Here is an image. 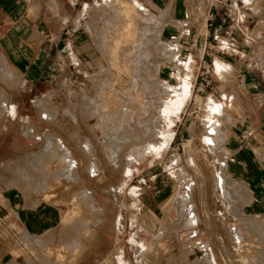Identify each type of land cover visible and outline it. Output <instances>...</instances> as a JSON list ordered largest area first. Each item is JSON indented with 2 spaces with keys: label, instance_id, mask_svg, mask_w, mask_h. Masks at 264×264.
Instances as JSON below:
<instances>
[{
  "label": "rangeland",
  "instance_id": "374dc122",
  "mask_svg": "<svg viewBox=\"0 0 264 264\" xmlns=\"http://www.w3.org/2000/svg\"><path fill=\"white\" fill-rule=\"evenodd\" d=\"M20 1L42 27L64 21V58L28 77L0 13V231L47 217L40 264H165L183 244L264 264V90L215 66L220 49L264 74V0ZM122 9L143 45L117 33Z\"/></svg>",
  "mask_w": 264,
  "mask_h": 264
},
{
  "label": "crops",
  "instance_id": "0c3cea01",
  "mask_svg": "<svg viewBox=\"0 0 264 264\" xmlns=\"http://www.w3.org/2000/svg\"><path fill=\"white\" fill-rule=\"evenodd\" d=\"M45 5L46 3H44L42 0H37V2H34V7L38 10H41V12ZM27 7L28 6L23 8V3H21L20 0H0V13L8 15V23L13 24L14 27L12 28V31L7 33L4 37L3 50L10 58L13 59L15 65H17V67L21 69L23 73H25L30 78H35L37 77L41 68L49 63L50 58L57 57H55V50L59 54L58 58H64V55H62L64 48L60 50V47L63 45L61 33L65 29V25L64 21H60L54 26L46 22L44 27H42V23L37 17L29 15L28 10L26 9ZM253 13L252 18H254L253 15L256 14V11ZM223 26H220L219 28L224 29ZM25 41H29L30 45L28 46L26 44L24 46L23 43ZM217 46L221 48L220 44ZM232 46L236 47L235 42L232 43ZM220 52H222V56H218L217 58L219 59L215 60V63L218 61L222 64H225L226 66L231 67L232 70L238 74V77L248 79L251 82L250 84L253 83V86L256 87L257 90H264V74L262 72L258 70L259 73H255L254 70L247 64V61L242 60L239 56H236V54H229L227 52L225 54L223 50H217V53ZM225 55H229L228 57H230V59H225ZM36 58H42L40 64L39 62L37 64ZM260 102V100L257 101V104ZM262 104L264 105V103ZM260 124H264V116H261ZM262 129L263 144L261 145L264 146V125H260V128H258L257 131L260 132ZM257 145H259V143ZM244 161L248 166L250 165L249 159L244 158ZM248 170L250 172L252 169L249 168ZM257 187L259 186L255 184L254 190ZM257 198L260 197L257 196ZM24 219L26 223L25 232L20 233L13 228H8L6 232L0 231V264H40V260L32 257L30 251H36L37 253H40L41 250L52 249L50 245L47 244L46 246L45 243H43V247L36 243H31V240L33 239L32 237H44V235L48 233V218L43 214H35L31 216H25ZM17 233L23 238V241L20 243L19 240L18 242H15L16 239L14 234L17 235ZM25 241H27L29 244ZM24 242L28 244L27 248L25 247ZM190 247L191 245L189 244L179 245L174 249V254L169 257V260L165 264H207V259L204 258V255L199 254V256H195L193 259L190 254ZM119 249L120 252L123 251L126 255L129 248L126 245L125 248H122L121 246ZM133 262L134 261L130 259L127 264H133Z\"/></svg>",
  "mask_w": 264,
  "mask_h": 264
},
{
  "label": "bare ground",
  "instance_id": "6f19581e",
  "mask_svg": "<svg viewBox=\"0 0 264 264\" xmlns=\"http://www.w3.org/2000/svg\"><path fill=\"white\" fill-rule=\"evenodd\" d=\"M133 4L136 6V8L142 13V15H146L148 12L142 7V5L140 6L139 3H137L136 1L133 2ZM117 14V13H116ZM132 14H133V11L132 10H128V9H122L121 12H119V16L117 15L116 18L117 21H116V27H117V33H119L120 31L122 30H125L126 31V36L124 37V41H128L127 39L130 37L131 40L133 39H136V40H133V41H137L139 42L138 45H141L142 43V39H138L137 36H136V31L134 30L133 28V24H132ZM144 28V27H143ZM145 29V28H144ZM145 32V31H144ZM143 36V34H142ZM141 36V37H142ZM140 38V37H139ZM143 38V37H142ZM143 45V44H142ZM215 66L217 68V72H221V70L225 69L226 66H224L222 63L220 62H216L215 63ZM227 69V68H226ZM125 78H123L122 82L124 83L126 80V77L125 74H123ZM125 79V80H124ZM184 88H188V85H186ZM186 91V90H185ZM188 91V90H187ZM188 93V92H187ZM187 95V94H186ZM183 97H186V96H183ZM184 102V98H180L177 100L176 102V106H175V109H174V114L177 113V111L179 110V107L180 105H182ZM179 114V113H178ZM214 126V125H213ZM169 137V136H168ZM167 138V137H166ZM165 141V140H164ZM164 148V147H163Z\"/></svg>",
  "mask_w": 264,
  "mask_h": 264
}]
</instances>
